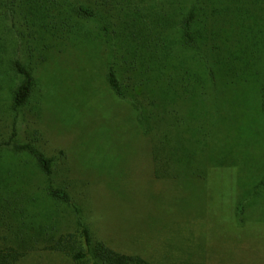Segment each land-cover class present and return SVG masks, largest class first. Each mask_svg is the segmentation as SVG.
I'll return each instance as SVG.
<instances>
[{
    "label": "trees",
    "instance_id": "obj_1",
    "mask_svg": "<svg viewBox=\"0 0 264 264\" xmlns=\"http://www.w3.org/2000/svg\"><path fill=\"white\" fill-rule=\"evenodd\" d=\"M64 60L76 63L88 77L77 85L81 94L96 93L92 87L96 70V77L105 80L110 102L127 106L125 121L113 125L119 131L115 141L132 138L143 147L149 175L142 182L145 201L138 208L143 205L153 212L155 208L158 230L163 232L156 239L157 234L138 230L134 240L142 245L151 240L160 254L119 251L97 238L88 219L86 182L72 179L63 154L57 158L21 139L13 120L0 147L28 154L29 173L43 180L37 190L41 195L34 192L31 198L43 202L48 213H54L52 205L70 207L75 227L56 233L54 226L32 230L28 214V246L0 247V264H13L41 243L75 264H192L190 257L182 261L173 252L189 246L185 229L197 223L184 222L188 202L181 188L206 180L214 169L238 164L225 153L222 124L231 115L226 103L239 87H247L245 106L257 120L263 154L255 181L242 195L236 213L264 200V0H0V96H9L14 111L37 92L32 116H41L48 96L55 93L49 84L41 92L43 73L54 76ZM111 103L98 106L106 121L113 120ZM200 107L211 119L194 116ZM132 183L131 177L119 184L118 191L114 189L118 201L125 197L120 189L139 196ZM167 185L180 189L173 201ZM196 244L194 236L189 247L195 249ZM205 264H264V260Z\"/></svg>",
    "mask_w": 264,
    "mask_h": 264
},
{
    "label": "rangeland",
    "instance_id": "obj_2",
    "mask_svg": "<svg viewBox=\"0 0 264 264\" xmlns=\"http://www.w3.org/2000/svg\"><path fill=\"white\" fill-rule=\"evenodd\" d=\"M59 64L60 69L54 68L58 73L54 76L50 73V78L53 76L51 81L48 74L43 73L41 92L55 86V93L48 96V105L40 117L32 116L33 104L38 100L37 92L19 111L9 106V96H0V140L6 139L15 120L21 139L32 141L57 158L63 154L70 166L72 179L86 182L88 219L94 235L116 250L153 257L152 254L160 252L156 244L149 240L142 245L134 240V233L137 234L138 230L143 235L150 232L157 234L156 239L163 236V232L158 230L161 226L157 210L146 211L143 205L139 209L140 201H145L140 192L142 182L149 175V161L143 156V147L132 141V138L115 141L119 131L113 125L125 121L127 106L110 102L105 80L96 77V70L92 81L96 93L89 97L90 93L84 96L77 88L82 78L88 79L83 76L80 67L65 60ZM46 84H49L48 88H45ZM246 97L247 87H239L226 103L231 115H226L222 124L223 142L227 145L224 147L225 153L238 164L233 168L225 166L214 169L206 180L190 181L181 188L188 202L183 210L184 222L188 225L197 222L186 228L184 234L190 241L189 246L196 236L195 249L188 246L173 251L182 261L188 257L192 264L218 260H264V200L257 199L256 205L239 215L236 213L242 195L249 184L255 181L254 171L259 156L263 154L258 123L254 113L245 106ZM43 103L41 101V106ZM108 103L113 108V120L106 121L97 110L98 106ZM210 115L205 107L194 111L195 117L204 120L211 119ZM139 141L143 145L142 140ZM28 169H32V160L27 153L15 152L4 145L0 147V247L18 244L17 247L21 249L28 246V224L31 223L28 214L32 220V230L47 226L49 229L54 226V233L74 230L70 207L52 205L54 213H48L49 208L45 210L43 202L36 203L31 198L34 192L37 197L41 195L37 190H40L43 180L38 175L33 176ZM131 177L132 184L139 190L135 194L139 196L134 197L132 191L120 189L125 197L118 201L119 194L114 189L118 191L119 184H126ZM167 188L172 189L170 200L173 201L180 189L175 185H167ZM198 222L204 225V230ZM149 225H155V231L148 229ZM192 251L195 253L192 254ZM13 264L75 263L67 255L48 250L41 243L37 249L27 250Z\"/></svg>",
    "mask_w": 264,
    "mask_h": 264
}]
</instances>
